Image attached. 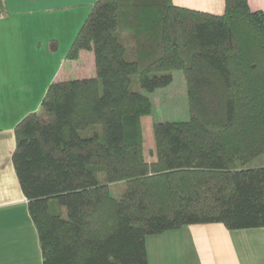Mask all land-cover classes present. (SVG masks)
<instances>
[{
	"label": "trees",
	"instance_id": "obj_1",
	"mask_svg": "<svg viewBox=\"0 0 264 264\" xmlns=\"http://www.w3.org/2000/svg\"><path fill=\"white\" fill-rule=\"evenodd\" d=\"M82 50L94 54V76L52 81L41 110L14 128L43 264H149L153 234L264 227V163L249 166L264 155V10L96 0L67 58ZM174 70L190 118L159 121L133 86H167Z\"/></svg>",
	"mask_w": 264,
	"mask_h": 264
},
{
	"label": "crops",
	"instance_id": "obj_2",
	"mask_svg": "<svg viewBox=\"0 0 264 264\" xmlns=\"http://www.w3.org/2000/svg\"><path fill=\"white\" fill-rule=\"evenodd\" d=\"M96 0H4L0 11V264H43L37 226L13 163L16 124L57 79L94 76L67 53ZM222 14L225 0H173ZM264 10V0H249ZM90 72V73H87ZM149 264H264V227L187 224L147 237Z\"/></svg>",
	"mask_w": 264,
	"mask_h": 264
},
{
	"label": "rangeland",
	"instance_id": "obj_3",
	"mask_svg": "<svg viewBox=\"0 0 264 264\" xmlns=\"http://www.w3.org/2000/svg\"><path fill=\"white\" fill-rule=\"evenodd\" d=\"M70 63L78 67L93 68L95 70L94 54L89 50H82L77 59H69ZM90 73V72H87ZM173 81L154 91L134 85L133 88L148 95L153 103L154 116L159 121H185L190 118L187 85L181 70H174ZM41 110V109H40ZM264 163V155L255 159L249 166H258ZM125 189V183L111 185L114 196L119 197Z\"/></svg>",
	"mask_w": 264,
	"mask_h": 264
}]
</instances>
